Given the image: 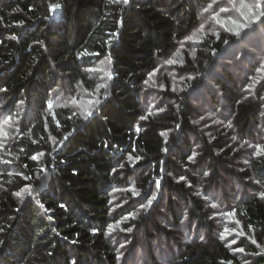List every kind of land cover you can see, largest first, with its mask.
<instances>
[{"label":"trees","instance_id":"16d2710c","mask_svg":"<svg viewBox=\"0 0 264 264\" xmlns=\"http://www.w3.org/2000/svg\"><path fill=\"white\" fill-rule=\"evenodd\" d=\"M207 3L0 0V125L8 132L0 136V264H246L239 247L251 264H264V152L255 148L264 136L257 132L248 141L262 108L244 98L224 58L239 38L221 28L205 32L194 52L184 47ZM51 4L61 7L53 12ZM179 52L173 70L185 87L178 91L167 82L162 93L172 102L156 111L147 94L156 86L153 74ZM105 57L114 76L103 102L85 118L76 104L97 90L94 68ZM205 76L213 86L204 93L196 85ZM198 90L209 93L200 102L190 96ZM209 96L216 105L207 119L191 100L204 107ZM222 97L231 99L228 114L219 112ZM173 146L177 154L165 151ZM192 146L200 152L196 166L187 156ZM229 171L252 193L235 204L208 190L218 187L232 197L238 189L230 194L224 184ZM158 178L169 190L167 204L158 194L148 212L144 207L126 223L129 203L146 205ZM127 183L128 191L139 190L137 197L117 194ZM29 185L33 195L23 201L16 193ZM227 213L228 236L244 233L232 245L221 239ZM164 214L168 224L162 225ZM194 226L202 232L192 233ZM157 236L176 243L178 254L158 256Z\"/></svg>","mask_w":264,"mask_h":264},{"label":"rangeland","instance_id":"374dc122","mask_svg":"<svg viewBox=\"0 0 264 264\" xmlns=\"http://www.w3.org/2000/svg\"><path fill=\"white\" fill-rule=\"evenodd\" d=\"M242 0H235L236 3V7L233 8L232 3L230 2V0H216V3H212V0H209V3H207V5H205V8H208V6L211 4L212 7L208 8V11H203L201 14V19H202V24L200 26V28H198L193 35L187 40L185 41L184 47L190 51V52H194V50L198 47L199 45V40H202L203 37H205V32H210L213 31L214 33L217 32V30L219 31L221 28H224L230 32L233 33H239L237 34L239 41L236 43V45L234 47L229 46L227 47V51H226V56H224L225 59L229 60V64L231 67V75L233 78H235V82L239 83V85L241 84V93L244 94V98L245 99H251V100H256L262 110L258 112V123L255 124V127L253 129V133L254 135H249L248 136V141L252 140V139H258L259 135L257 134V132H261L264 136V16L260 17L259 19L256 18H251L249 20H244L243 15H241V12L243 11L244 13H247V9H241L240 5H241ZM244 3H253V0H243ZM221 9H227V11H221ZM216 13H219V22H217V18H215ZM237 21L240 24H247V27H238L237 24L232 23V21ZM216 27V28H214ZM212 29V30H210ZM247 55V58H243L244 55ZM175 60L176 63H179L180 60H182V54L179 52L176 54V56L172 59ZM235 62V63H234ZM176 63H166V65H162L161 68H159L157 71H155V73L153 74L152 77V87L153 85H156L155 88L148 90L147 94L148 97L150 99L149 101V106L150 107H156L158 111H161L160 109H164V107L166 105H168L169 103H171L172 101L169 100V97L162 93V91L164 92L165 89V84L167 82H169V85H172L173 89H177L178 91L182 90L185 87V83L179 79V76L176 75V71L173 70L174 69V65ZM241 64H245L244 66H240ZM222 66H216V69L221 68ZM97 76L99 77V85H109V82L111 81V79L113 78L114 74H113V61L110 57H105L103 58L99 64L97 66H95L94 68ZM211 70H213V68H211ZM250 72L252 73V75H248L247 73ZM221 73L218 71L217 74V79H216V84L217 86L219 85L217 82L219 81V79L221 78L220 75ZM227 76V75H226ZM192 77V75H191ZM225 77V76H223ZM232 77H226V79L230 80V82H233ZM178 78V79H177ZM201 84V85H200ZM98 85V86H99ZM200 85V86H199ZM204 85V86H202ZM249 85H251V87H249ZM209 86H213L212 84V80L208 77L205 76L200 83H198L196 85V87H199V89L203 90L204 93L207 90L206 87L208 88ZM106 87H100L97 88V90L93 91V92H86V95L81 97L80 99H78L77 102V106L78 108L80 107V109H82L83 114L86 115V113L89 110H92L93 112L96 110L97 106L103 102V97L105 96L104 90ZM198 93H191L190 96L192 97L194 94L195 96L192 98L193 100H196L198 102L202 101L204 97H206V95H209V93L206 94H202L200 90L197 91ZM235 93H238V89L235 90ZM216 99L218 98L217 94L215 95ZM99 100L98 104H90L89 101H94V100ZM191 100L192 105L194 106L195 109H199L200 112H206L207 114V119H209V115L207 110L209 109V107H212L214 105H216V103H214V99L210 98L207 99V104H205V102H203V104L205 105L203 107L202 104H198V107L196 105V103ZM206 100V99H205ZM75 101V100H74ZM231 99L230 97H222V100L219 101V104L223 105L224 107L219 111L221 114H228L229 112H231ZM214 118L215 116L212 115ZM203 120L202 118L200 119V121ZM230 120V118H229ZM217 124V123H215ZM4 129H6V126H4ZM231 129V126L228 125V130ZM182 133V132H181ZM256 133V134H255ZM170 136V133H166V138L168 139ZM189 136L191 139H195L194 134L190 131ZM240 136V134H239ZM242 136V135H241ZM179 137H183L181 134H179ZM177 140L180 141L181 144V140L177 137ZM195 141V140H193ZM247 147V145H246ZM187 150H185L184 152L186 153ZM167 152L171 155L177 154V149L176 151H174V146L173 147H168ZM179 152V151H178ZM200 154V152L198 154H196L193 146L192 149L190 151H187V156L188 159L189 157H192V159H189V161L192 162V164H199L198 162V155ZM182 160H179L178 164H181ZM197 164V165H198ZM196 166V165H195ZM230 166L232 167L233 165L230 164ZM191 168H195V169H199L200 172H202V169L200 167H191ZM207 168V169H206ZM205 170V171H204ZM204 173H208V167H205V169H203ZM230 172V171H229ZM231 173V172H230ZM191 174V173H190ZM200 176V175H198ZM186 178V177H185ZM224 179H225V185L229 186V193L232 194V192L235 189H238L236 191V193H234L231 196H229L228 198H225L223 196L224 192L223 189L215 187V189L210 190L214 192V194L218 197L221 198V200L224 202L226 201L227 204L229 203H233L235 204L236 202H239V198H242L245 196V194L247 196H249L251 193L247 192V190H244V187L240 185V181H238L239 179L234 178V176H232V173L229 174L228 172L224 174ZM186 180H189L188 178H186ZM201 183V180H199ZM227 182V183H226ZM129 187H128V183L125 187H123L122 189H119L117 192V194H119V192H127V195H131L132 193H135V197L138 196L139 194V190L136 191L135 189H132L131 191H128ZM23 191V190H22ZM20 191V192H22ZM169 190L166 188V190L164 189V186L162 187V179L158 178L154 184L152 193H151V198L153 196H155V199L158 198V194H160L161 197H163V201L166 203L167 198H169ZM245 193V194H244ZM228 194V193H227ZM252 194V193H251ZM173 198L179 200L180 199V195L179 194H175L172 195ZM30 196L25 195L23 197H20L23 201L26 200V198H28ZM238 197V198H237ZM235 200H234V199ZM136 200V198H133L131 201ZM130 201V202H131ZM167 204V203H166ZM147 205V203H146ZM130 209L129 210H133L130 215H127L128 219L126 221V223H133L137 220L138 218V212L141 210H144V207H140L137 205V203L132 205L129 203ZM183 209V208H182ZM181 209V210H182ZM150 210V207H146V210H144L145 212H148ZM171 215L169 216V220H171ZM165 218L168 219L167 215H163L162 219L160 220V223L163 224H168L167 221L165 220ZM230 220V215H227L225 220H224V224H225V228H227V232H224L226 235L224 236V239L227 241V243L229 244H234L233 241L236 238H240L242 235H240V233L238 235L235 236H228L230 235V231L229 223ZM218 225V224H217ZM167 227H169L168 225H166ZM188 229H185L184 232H189L187 231ZM183 231V230H182ZM194 231H196L197 233H199L201 230H197L196 227L194 226L193 228H191V232L194 233ZM202 232V231H201ZM141 234V231H140ZM154 248L156 249L157 247L159 248V253L158 256H169V257H173L174 255L178 254V251L176 250V243H173V245H171L170 243H167V239L165 240L164 236H157L154 237ZM157 245V246H156ZM242 247H239L237 249H235V251L238 253V255L243 259L244 263L246 264H251V261H248V254L246 253V251L244 250L243 252L239 251L238 249H240ZM139 252V259L143 258L145 255V252L142 251H138Z\"/></svg>","mask_w":264,"mask_h":264},{"label":"snow or ice","instance_id":"6c2138e0","mask_svg":"<svg viewBox=\"0 0 264 264\" xmlns=\"http://www.w3.org/2000/svg\"><path fill=\"white\" fill-rule=\"evenodd\" d=\"M109 2H117V0H109ZM123 3L127 4L129 2V0H122ZM230 2L232 3V6L233 8L236 7V3H235V0H230ZM212 3H216V0H212ZM50 11H53L55 12L59 7H61L59 4H51L50 6ZM212 5L210 4L208 6V8H211ZM241 9H247V13H244L243 11L241 12V15H243L244 17V20H249L251 18H256V19H259L260 17L264 16V0H253V3H244L243 0L241 2V5H240ZM208 8H205L204 10L205 11H208ZM221 11H227V9H221ZM219 13H216V16L215 18H217V22H219ZM232 23L234 24H237L238 27H247V24H240L238 23L237 21H232ZM239 34V33H237ZM18 37L16 36H12L11 39H17ZM167 63H176L175 60H168ZM100 87H106V85H99L98 88ZM249 87H251V85H249ZM21 103H23V101H21ZM90 104H98L99 103V100H94V101H89ZM49 108L52 107V104L49 103L48 105ZM161 111H163V109H160ZM93 115V111L92 110H89L86 115H85V118L89 117ZM142 119H146V117H143ZM12 120V117L9 116L5 121H4V124H8L9 121ZM198 122V121H197ZM229 126H231V122H229ZM166 135V134H165ZM0 136L2 137H7L8 136V132L4 130V127L3 125H0ZM65 139H67V137H65ZM245 143H248L247 141H245ZM249 146H252V145H249ZM0 147H3V144L0 143ZM255 148L258 150L256 152L257 155L260 154V152H264V145L262 144H257L255 145ZM165 151H167V149H165ZM32 159H37L36 156H33ZM189 159H192V157H189ZM2 162H5V163H10L11 161H2ZM121 167H123V165H121ZM205 175H208V173H205ZM27 179V177H26ZM181 179H184L183 177H181ZM16 195L18 197H23L25 195H28V196H32L33 195V191L31 189V186L29 185L28 187H25L23 189L22 192H17ZM261 197H264V192H261L260 193ZM155 199V196H153L151 199H149L147 201V205H141V207H148L152 204V201ZM212 207H216L215 204L212 205ZM232 213H227V215H231ZM112 226L109 225V228H111ZM132 229L131 228H128L127 231H131ZM0 231H3V229H0ZM225 232H227V228H225ZM240 235H244L243 232L240 233ZM224 236L222 235L221 236V239H223ZM253 243H255V241L253 240L252 241ZM233 243H235V241H233ZM239 251L243 252L244 249L243 248H240L238 249ZM73 264H75V262H73Z\"/></svg>","mask_w":264,"mask_h":264}]
</instances>
